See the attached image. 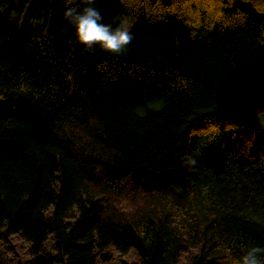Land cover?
Here are the masks:
<instances>
[{"label": "trees", "instance_id": "trees-1", "mask_svg": "<svg viewBox=\"0 0 264 264\" xmlns=\"http://www.w3.org/2000/svg\"><path fill=\"white\" fill-rule=\"evenodd\" d=\"M0 0V264H238L264 246V0Z\"/></svg>", "mask_w": 264, "mask_h": 264}, {"label": "clouds", "instance_id": "clouds-1", "mask_svg": "<svg viewBox=\"0 0 264 264\" xmlns=\"http://www.w3.org/2000/svg\"><path fill=\"white\" fill-rule=\"evenodd\" d=\"M96 0H85L83 8H68L64 18L74 29L76 42L90 48L99 47L110 54H120L133 40L125 28L113 27L104 22L101 11L95 7ZM238 264H264V246L249 247L240 257Z\"/></svg>", "mask_w": 264, "mask_h": 264}]
</instances>
